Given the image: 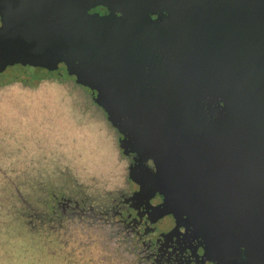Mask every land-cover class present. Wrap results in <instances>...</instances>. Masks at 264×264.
I'll list each match as a JSON object with an SVG mask.
<instances>
[{
	"label": "water",
	"instance_id": "water-1",
	"mask_svg": "<svg viewBox=\"0 0 264 264\" xmlns=\"http://www.w3.org/2000/svg\"><path fill=\"white\" fill-rule=\"evenodd\" d=\"M0 14V72L66 67L126 133L162 215H185L216 264H264V0H0Z\"/></svg>",
	"mask_w": 264,
	"mask_h": 264
},
{
	"label": "rangeland",
	"instance_id": "rangeland-1",
	"mask_svg": "<svg viewBox=\"0 0 264 264\" xmlns=\"http://www.w3.org/2000/svg\"><path fill=\"white\" fill-rule=\"evenodd\" d=\"M17 71L32 76L48 73L43 68L13 65L4 76ZM67 114L70 110L63 107L61 117L66 119ZM51 117L39 122L21 120L7 131L24 127L19 132L28 130L26 136L0 140V264H141L138 260L144 261L143 257L127 247L130 241L127 246L119 243L109 225L98 220L97 212L110 207L99 205L106 204L104 197L84 199L88 178L83 167L91 160L72 154L70 124ZM80 145L88 149L87 141ZM88 154L93 155L81 151V157ZM101 156L102 152L95 151L92 164L96 170ZM160 225L147 233L153 243H157Z\"/></svg>",
	"mask_w": 264,
	"mask_h": 264
},
{
	"label": "flooded vegetation",
	"instance_id": "flooded-vegetation-1",
	"mask_svg": "<svg viewBox=\"0 0 264 264\" xmlns=\"http://www.w3.org/2000/svg\"><path fill=\"white\" fill-rule=\"evenodd\" d=\"M12 1L18 4L29 0ZM88 11L100 15L109 13L107 7L100 4ZM152 18H156V14ZM3 23L0 14V27ZM6 69L0 72V140L5 142L26 136L28 130L19 132L24 127L7 131L21 120L39 122L53 119L52 115L58 119L55 121L65 120L74 135L71 146L75 152H92L93 155L87 156L91 160H94L95 151L102 152L98 163L114 184L116 195L110 207L99 211V215L108 223L105 225H109V231L117 234L119 243L127 246L129 240L130 252L143 257L146 264H216L204 253L205 242L187 217L176 218L172 213L162 215L160 206L164 195L139 183H146V168L139 162L137 152L131 150L126 133L117 128V123L110 120L108 112L95 100L96 91L79 83L77 76L63 66L39 76L24 71L4 76ZM63 107L70 110L66 119L61 117ZM82 141H87L88 149L80 145ZM145 165L156 170L152 161ZM158 223L161 228L157 243H153L147 233ZM118 246L121 251L125 248Z\"/></svg>",
	"mask_w": 264,
	"mask_h": 264
},
{
	"label": "trees",
	"instance_id": "trees-1",
	"mask_svg": "<svg viewBox=\"0 0 264 264\" xmlns=\"http://www.w3.org/2000/svg\"><path fill=\"white\" fill-rule=\"evenodd\" d=\"M73 155H76L77 158H81V159H86L87 160H91L90 158L87 157V155L85 157H81V151L78 150V152L73 151L72 152ZM95 161V160H93ZM83 169L86 170L87 174H85L84 176L88 178L87 183L86 184V189L84 188L83 193L87 194L88 197H85L84 199L89 201V200H96V197H104L106 204L103 203H99V205H102L104 207H107V205H110L111 202H113V195L115 193V188H114V184L109 181V177L106 175V173L102 170L101 166L98 170H96V167L93 166L92 164V160L90 163H88L87 165L85 164V166L83 167ZM90 189L92 191V193L90 192ZM94 195V196H92ZM89 198V199H88ZM108 208V207H107ZM99 216L98 220L101 219L99 212H97V214ZM108 224V223H107ZM122 251H124V248L122 249ZM111 257L108 256L107 258ZM139 257V256H138ZM119 259L115 258V261H118ZM137 260V259H136ZM126 261H122L120 264L125 263ZM139 263L141 264H146L145 260L144 261H139ZM109 264H113L112 261H109ZM117 264V263H115ZM137 264V263H135Z\"/></svg>",
	"mask_w": 264,
	"mask_h": 264
}]
</instances>
